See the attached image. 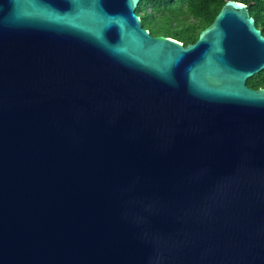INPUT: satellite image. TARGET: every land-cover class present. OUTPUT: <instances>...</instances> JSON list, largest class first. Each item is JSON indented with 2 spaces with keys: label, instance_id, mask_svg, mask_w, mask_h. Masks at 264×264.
I'll return each instance as SVG.
<instances>
[{
  "label": "water",
  "instance_id": "obj_1",
  "mask_svg": "<svg viewBox=\"0 0 264 264\" xmlns=\"http://www.w3.org/2000/svg\"><path fill=\"white\" fill-rule=\"evenodd\" d=\"M139 2L0 0V264H264V37Z\"/></svg>",
  "mask_w": 264,
  "mask_h": 264
},
{
  "label": "trees",
  "instance_id": "obj_2",
  "mask_svg": "<svg viewBox=\"0 0 264 264\" xmlns=\"http://www.w3.org/2000/svg\"><path fill=\"white\" fill-rule=\"evenodd\" d=\"M228 1L244 4L264 37V0H140L142 27L156 36L187 46L209 27ZM250 89H264V70L246 82Z\"/></svg>",
  "mask_w": 264,
  "mask_h": 264
},
{
  "label": "rangeland",
  "instance_id": "obj_3",
  "mask_svg": "<svg viewBox=\"0 0 264 264\" xmlns=\"http://www.w3.org/2000/svg\"><path fill=\"white\" fill-rule=\"evenodd\" d=\"M137 13L139 14V10L137 11Z\"/></svg>",
  "mask_w": 264,
  "mask_h": 264
}]
</instances>
